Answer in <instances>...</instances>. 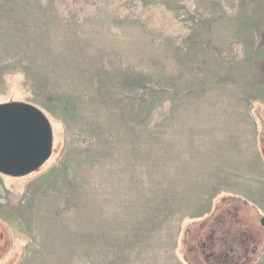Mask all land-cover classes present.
<instances>
[{"label": "rangeland", "instance_id": "1", "mask_svg": "<svg viewBox=\"0 0 264 264\" xmlns=\"http://www.w3.org/2000/svg\"><path fill=\"white\" fill-rule=\"evenodd\" d=\"M264 0H0V103L53 151L0 172V264H264Z\"/></svg>", "mask_w": 264, "mask_h": 264}, {"label": "water", "instance_id": "2", "mask_svg": "<svg viewBox=\"0 0 264 264\" xmlns=\"http://www.w3.org/2000/svg\"><path fill=\"white\" fill-rule=\"evenodd\" d=\"M52 151V126L41 109L21 101L0 103L1 173L23 176L34 172Z\"/></svg>", "mask_w": 264, "mask_h": 264}, {"label": "trees", "instance_id": "3", "mask_svg": "<svg viewBox=\"0 0 264 264\" xmlns=\"http://www.w3.org/2000/svg\"><path fill=\"white\" fill-rule=\"evenodd\" d=\"M261 42H262V44L264 45V31L261 32ZM261 66H262V68L264 69L263 61L261 62ZM263 71H264V70H263Z\"/></svg>", "mask_w": 264, "mask_h": 264}]
</instances>
